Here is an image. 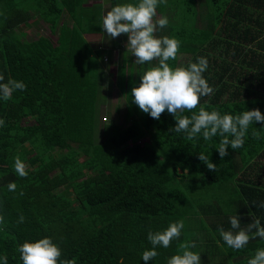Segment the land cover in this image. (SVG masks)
<instances>
[{
	"label": "trees",
	"instance_id": "16d2710c",
	"mask_svg": "<svg viewBox=\"0 0 264 264\" xmlns=\"http://www.w3.org/2000/svg\"><path fill=\"white\" fill-rule=\"evenodd\" d=\"M120 2L0 0V74L27 86L0 101V256L22 264L19 246L48 236L62 259L76 264H145L148 232L182 219L179 239L158 247L147 264H167L190 242L201 264H247L264 240L250 239L236 250L218 229L228 230L229 217L238 214L242 227L257 218L264 224V208L256 206L264 201V139L252 136L255 130L264 137V129L259 122L250 126L244 146L229 147L221 160L219 137L188 141L170 131L176 121L166 110L159 120L140 110L131 90L158 59L133 62L126 33L106 38L103 16ZM157 14L169 25L156 35L181 42L171 66L185 54L192 55L189 62L208 59L204 76L214 92L201 103L264 114V0H163ZM31 20L43 21L57 39H29ZM88 35L99 37L100 46ZM113 61L117 78L106 86ZM115 90L126 110L121 115L123 104L115 103L102 120L101 107ZM200 151L217 171L198 159ZM16 157L27 176L16 174Z\"/></svg>",
	"mask_w": 264,
	"mask_h": 264
},
{
	"label": "clouds",
	"instance_id": "9594fccd",
	"mask_svg": "<svg viewBox=\"0 0 264 264\" xmlns=\"http://www.w3.org/2000/svg\"><path fill=\"white\" fill-rule=\"evenodd\" d=\"M163 0H122L106 12L102 19V28L107 36L116 38L122 33L128 36L127 49L136 57L135 62L145 64L158 59V64L150 67L142 76L138 86L131 90L134 103L151 118L159 120L165 110L175 118V125L170 131L183 134L188 141H211L219 137L216 147L223 160L232 150L242 148L248 138L249 128L257 122L264 129V114L259 108L243 110L238 114L222 112L210 104L201 103V98L213 94L214 89L208 83L204 73L208 69V59L204 56L186 65L171 66L168 62L175 60L180 48V41L174 36H157L156 33L169 25L167 16L157 17V8ZM23 81L5 77L0 74V101H7L17 90H25ZM199 105L198 111H192ZM190 112V115H185ZM4 120L0 118V127ZM256 139H264L260 132L253 131ZM198 159L209 171H217L215 164L205 151H200ZM15 172L24 177L28 173L25 163L16 157ZM16 184L8 185L9 191H15ZM257 207L264 208V201ZM20 217V221H23ZM4 223L0 215V224ZM230 228L218 229L224 243L236 250L243 249L250 241L259 237L264 240V224L259 218L246 226H241L240 215L229 217ZM184 229V221L170 222L162 231H149L147 239L150 249L143 251L141 259L147 264L154 262L158 256V247L168 248L173 240L179 239ZM194 242L181 244L176 254L168 258L167 264H201L200 253L194 251ZM18 251L22 264H76L72 260L62 259V250L51 237L45 236L33 241L23 242ZM0 264H8L6 256H0ZM247 264H264V247L257 248Z\"/></svg>",
	"mask_w": 264,
	"mask_h": 264
},
{
	"label": "rangeland",
	"instance_id": "374dc122",
	"mask_svg": "<svg viewBox=\"0 0 264 264\" xmlns=\"http://www.w3.org/2000/svg\"><path fill=\"white\" fill-rule=\"evenodd\" d=\"M92 1V0H90ZM108 7V6H107ZM105 9H108V8ZM161 17L160 14H157V18ZM31 23H29V26L26 27L25 29V33L27 34V37L29 39H34L35 37H38L40 35H46V36H50L53 39H57V34L52 33L49 29V27L43 22V21H34L31 20L29 21ZM39 23V24H37ZM201 25H203V23H201ZM162 36H164L162 34ZM89 40L92 43V46L94 47H99L100 46V38L96 37L95 35H88ZM129 55L131 56V60L134 62L136 60V57L134 55L131 54V52L129 53ZM192 58V55L190 54H185L183 56H180V65H185L187 62H189V60ZM112 70L115 72L116 70V65L112 66ZM126 97V96H125ZM115 103H121L122 107H121V115L122 112L124 113L126 110V106L125 104V98L123 97V95L121 94V92L118 90H115L111 96H110V100H109V104L105 103L102 107H101V117L102 120H104L105 116L108 115V112L110 111V108L113 107V104ZM121 121L123 122V120L121 119ZM130 123V119L124 121L121 125H128ZM143 140H148V137H144ZM81 159L84 158V156H80Z\"/></svg>",
	"mask_w": 264,
	"mask_h": 264
},
{
	"label": "crops",
	"instance_id": "0c3cea01",
	"mask_svg": "<svg viewBox=\"0 0 264 264\" xmlns=\"http://www.w3.org/2000/svg\"><path fill=\"white\" fill-rule=\"evenodd\" d=\"M105 36H106V38H107V34L105 33ZM104 36V37H105ZM114 38H111V39H108V40H113ZM106 47L108 48V46H107V42H106ZM110 52H111V50H110ZM112 53V55H113V57H115L116 56V54H115V56H114V53L113 52H111ZM116 58V57H115ZM113 60H114V58H113ZM115 61H117L116 59H115ZM115 61H113V63L116 65V70H115V72H114V74L111 76L112 78H109V76H107L106 77V75L104 76V78H106V82H105V85L107 86L108 85V83H110V80L111 79H116L117 78V74H118V66H117V63L115 62ZM109 78V79H108ZM107 91V90H106ZM107 93L109 94V91H107Z\"/></svg>",
	"mask_w": 264,
	"mask_h": 264
}]
</instances>
